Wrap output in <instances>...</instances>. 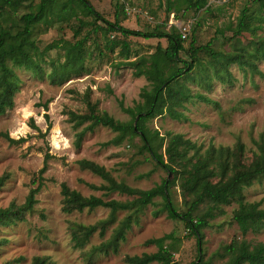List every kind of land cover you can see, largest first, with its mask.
I'll list each match as a JSON object with an SVG mask.
<instances>
[{
  "label": "rangeland",
  "instance_id": "rangeland-1",
  "mask_svg": "<svg viewBox=\"0 0 264 264\" xmlns=\"http://www.w3.org/2000/svg\"><path fill=\"white\" fill-rule=\"evenodd\" d=\"M40 2L36 0L33 4L24 5L19 14L35 10ZM57 2L59 6L70 4V0ZM90 2L110 22L118 21L126 28L151 34H173L180 31L183 24L194 20L192 33L196 46H205L209 42L212 45L210 51L198 52L190 74L171 85L181 102L175 110L183 117L176 120L166 113L147 120L144 127L151 135L157 152L165 159L170 135H181L184 140L195 144L201 154L212 147L230 148L237 153V145L241 143L244 151L239 159L251 166L259 152L257 142L260 143L264 135V53L257 52L264 42V10L260 8V1L210 0L209 6L199 12L187 8L182 0ZM171 5L174 9L169 12ZM127 8L135 9L137 13L129 14ZM172 12L176 14V22L171 25ZM58 13L59 9L53 16L52 25L41 24L33 31V39L39 50L44 52L43 56L36 57L41 70L21 69L8 62L21 84L14 97V107L0 115V132L16 141H24L11 144L0 137V178L7 176L0 190V209L12 204L23 206L31 189L37 187L32 181L43 168L46 155L52 158L48 160L43 175L44 186L36 196L34 209L26 212L14 226L0 228V264H32L35 257L49 258L55 264H127L126 257L157 252L156 246L146 245L148 240L171 233L180 240L174 254L179 264H192L199 259L222 264L227 260L223 257V247L234 239L264 243V228L258 234L242 236L234 220L238 207L235 202L214 210V218H208L210 226L203 230V255L198 252L196 238L186 225L168 217L166 203L161 197L133 215L130 227L123 231L125 239L118 241L117 233L130 216L129 211H119L113 218L106 208L64 211L62 183L85 197L97 196L105 201L120 202L134 200V197L118 192L93 189L91 186H107L108 182L78 165L79 161L88 160L104 167L115 181L136 190H150L169 181L171 202L178 212L186 213L193 209L194 218L205 217L209 213L206 204L193 207L196 198L189 192L184 193L181 186L184 173L169 174L163 169L145 148L142 137L127 136L120 145L106 146L119 134L99 126L94 132L87 133L78 147V135L88 123L76 128L70 120V112L89 114V105L97 104L100 114L108 113L117 121L131 123L133 118L121 110L119 101L123 100L127 108L136 109L145 104V94L152 90L153 85L145 76L135 77L133 66L121 65L126 62L119 54L122 47L113 51L107 45L109 42H127L131 51L129 61H136L154 54L158 46L166 49L168 41L124 38L110 33L83 8H79V20L59 19ZM244 16L248 28L239 33ZM78 30L80 34L75 36ZM190 36L185 42L186 50L190 49ZM78 40L85 41L84 70L81 75L57 83L51 74L53 66L58 67L65 62V50L60 46L46 51V47L52 43L63 45V42ZM228 56H242L243 63H253L255 69L248 65L241 69L237 63H230ZM181 57L190 61L185 53H181ZM183 66V63L171 65L168 76ZM197 95L207 97L212 103L198 100ZM34 125L38 129L33 128ZM55 136L59 137L58 146L54 144ZM162 137L165 139L163 145ZM193 155L194 151H191L189 157ZM235 162L237 158L231 156L230 163ZM216 181L218 179L213 180ZM244 195L247 202H260L264 206V181L254 180ZM104 223L105 232L101 236ZM77 225H98L83 248H77L73 241L71 228Z\"/></svg>",
  "mask_w": 264,
  "mask_h": 264
},
{
  "label": "trees",
  "instance_id": "trees-1",
  "mask_svg": "<svg viewBox=\"0 0 264 264\" xmlns=\"http://www.w3.org/2000/svg\"><path fill=\"white\" fill-rule=\"evenodd\" d=\"M36 0H0V115H4L15 105L14 97L19 91L21 84L20 78L16 75L14 68L8 64L12 62L14 67L26 69L30 71L41 70L40 64L36 57L43 56L38 44L33 39L34 29L41 24L52 25L53 16L59 9L58 18L77 19L79 20V8H83L89 15L93 16L97 21L106 26L110 33L120 34L124 38L137 37L143 39H166L169 46L163 49L158 46L157 51L149 57H141L136 61H129L131 56L130 46L127 42H109L107 47L115 50L122 47L119 54L126 60L121 65L133 66L135 77H147L152 82L153 88L150 92H142L145 94L146 102L138 106L136 109L125 107L124 101L120 100L119 105L123 112L129 114L133 119L131 123H123L115 120L108 113L100 114L97 112V104L89 105L90 113L78 115L70 112V120L75 124L76 128L88 125L78 135L77 146L80 147L83 138L87 133L94 132L95 128L101 126L108 128L119 136L112 141L106 143L109 145H120L125 137L130 138L142 137L145 148L151 153L153 159L169 174H178L182 171V189L184 193H191L196 201L193 207L196 208L201 204L208 206L209 213L207 216L194 218L193 209L186 213H180L173 206L169 193V181L163 182L150 190H136L127 186L125 183L115 181L109 172L102 166L88 161L82 160L78 165L92 173L100 176L108 182L105 186H91L95 190H105L108 193L118 192L123 195L134 197L133 201L120 202L117 200L105 201L101 197L89 196L85 197L81 193L71 190L66 183L61 184V194L64 199V211L71 213L72 211H83L85 209L95 210L97 208H106L111 211L112 218L119 211H129L130 216L126 219L116 237L124 240V228H129L133 215L149 205L154 204V199L161 197L166 203L168 217L172 220L181 221L186 228L196 238L197 248L200 255H203V246L205 243V235L203 230L210 226L208 218H214L213 211L221 206L230 205L235 202L238 207L234 212V220L237 222L239 230L243 237L248 234H258L264 228V206L262 203H250L246 201L244 195L245 189L253 185L254 180L264 181V135L262 141L257 142L258 154L257 158L251 166H247L241 162L240 155L244 151V145L238 143V152L233 153L230 148H214L206 151L205 154L200 153V149L191 141L184 140L181 135H170V139L165 150V159L163 154H159L154 147L151 135L146 131L144 124L147 120L164 116L168 113L173 119H181L183 115L175 110L177 105H181L171 85L178 81L181 77L190 74L195 66L198 52L201 50L210 51L212 42L205 46H196L194 34L190 49L186 50L185 42L179 31L173 34L146 33L140 30H132L122 26L118 21L110 22L104 18L93 6L90 0H70V4L59 6L58 0H41L35 10L24 14H19L20 9L26 4H33ZM187 8H193L199 12L209 6L210 0H182ZM260 1V8L264 10V0ZM174 7H168V11H173ZM179 11V7H177ZM175 14V12H172ZM176 15V14H175ZM243 17L239 33L248 24L245 23ZM81 29V27L79 28ZM101 29V28H97ZM194 31V29H193ZM192 31V32H193ZM80 34V30L75 32V36ZM84 40L77 42L52 43L46 47V51L56 50L60 46L65 50V62L61 65L53 66L54 70L51 78L57 83L70 80L72 76L81 75L84 70ZM40 52V53H39ZM257 52L264 53V42L257 49ZM181 53H185L190 57V61L184 60ZM215 56V55H214ZM230 63H237L241 69L245 65L255 69V65L250 62L243 63L242 56H228ZM183 63L182 68H178L171 76H168L170 66L173 64ZM255 71V70H253ZM204 103H212L210 99L203 95L195 96ZM176 99V101H174ZM138 118V120H137ZM137 126L135 128V122ZM33 128L38 129L33 126ZM159 136L158 132H155ZM0 137L7 139L11 144H21L23 139L16 141L8 134L0 132ZM162 145L164 144V137ZM194 151V155L189 157V153ZM239 154V155H238ZM235 156L237 162L230 163V157ZM52 156L46 155L43 168L39 171L38 176L32 181L36 188L31 189L26 203L23 206L10 205L6 209H0V228H9L14 226L18 221L23 219L26 212H31L37 204L36 196L44 186V174L47 170L48 160ZM196 159V160H194ZM232 172V175L229 172ZM7 176L0 178V190L4 187ZM218 181L213 182V180ZM98 225L94 226H72L73 241L77 248H83L90 237L97 231ZM105 232V223L102 225L101 236ZM115 241V242H116ZM180 241L174 233L164 235L161 238L150 239L146 245H154L157 247L155 253H145L141 256L126 257L127 264H179L175 260L174 254L177 251V242ZM117 243V242H116ZM108 246V245H107ZM223 257L227 260L222 264H264V243H254L243 238L241 240L234 239L229 245L224 246ZM32 264H55L49 258L35 257ZM192 264H211L199 259Z\"/></svg>",
  "mask_w": 264,
  "mask_h": 264
},
{
  "label": "built area",
  "instance_id": "built-area-1",
  "mask_svg": "<svg viewBox=\"0 0 264 264\" xmlns=\"http://www.w3.org/2000/svg\"><path fill=\"white\" fill-rule=\"evenodd\" d=\"M127 11L129 12V14H133V13H137V11L135 9L130 10L129 8H127ZM176 22V15L174 13L171 14V19H170V24H174ZM193 25H194V20H189L188 22H186L185 24H183L180 27V34L182 36V39L187 40L189 38V36L191 35L192 31H193Z\"/></svg>",
  "mask_w": 264,
  "mask_h": 264
},
{
  "label": "bare ground",
  "instance_id": "bare-ground-1",
  "mask_svg": "<svg viewBox=\"0 0 264 264\" xmlns=\"http://www.w3.org/2000/svg\"><path fill=\"white\" fill-rule=\"evenodd\" d=\"M58 138H59L58 136H55V137H54V144H55L56 146H58V144H59V142H58V141H59Z\"/></svg>",
  "mask_w": 264,
  "mask_h": 264
},
{
  "label": "water",
  "instance_id": "water-1",
  "mask_svg": "<svg viewBox=\"0 0 264 264\" xmlns=\"http://www.w3.org/2000/svg\"><path fill=\"white\" fill-rule=\"evenodd\" d=\"M137 120H138V118H137ZM137 120H136V122H135V128H136V126H137Z\"/></svg>",
  "mask_w": 264,
  "mask_h": 264
}]
</instances>
